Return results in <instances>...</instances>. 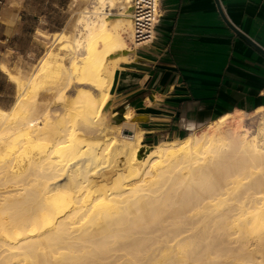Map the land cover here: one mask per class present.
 Segmentation results:
<instances>
[{
	"label": "bare ground",
	"instance_id": "6f19581e",
	"mask_svg": "<svg viewBox=\"0 0 264 264\" xmlns=\"http://www.w3.org/2000/svg\"><path fill=\"white\" fill-rule=\"evenodd\" d=\"M131 6L93 0L72 44L51 36L69 54L48 47L19 74L0 64L18 88L0 108V264H264V106L152 145L133 108L105 120L116 58L135 51ZM45 69L63 75L48 100ZM254 112L252 136L240 126Z\"/></svg>",
	"mask_w": 264,
	"mask_h": 264
},
{
	"label": "crops",
	"instance_id": "0c3cea01",
	"mask_svg": "<svg viewBox=\"0 0 264 264\" xmlns=\"http://www.w3.org/2000/svg\"><path fill=\"white\" fill-rule=\"evenodd\" d=\"M73 2L0 0V64L19 74L38 63L47 50L42 33L70 28ZM160 5L154 41L116 58L109 111L131 107L144 116L143 142L151 144L226 113L264 106V52L229 24L264 50V0H161ZM17 89L0 66V108L14 104Z\"/></svg>",
	"mask_w": 264,
	"mask_h": 264
},
{
	"label": "rangeland",
	"instance_id": "374dc122",
	"mask_svg": "<svg viewBox=\"0 0 264 264\" xmlns=\"http://www.w3.org/2000/svg\"><path fill=\"white\" fill-rule=\"evenodd\" d=\"M93 2V0H78L77 2H73L69 7H68V9H69V19H71V21H72V23H71V26H70V28H68V29H66L65 30V32H67L68 33V37H69V39H70V41H71V44L74 42V39H75V35H76V33L78 32L77 31V29H78V26H76V24H75V20H76V17L77 16H79L80 15V13L82 12V11H85L84 9H86V8H90V6L93 4L92 3ZM76 3V4H75ZM117 10L118 9H115L114 8V6H112L111 7V9H110V11H109V17H110V20H111V23H113V21L115 20V19H118L119 17H120V15L121 14H119L118 12H117ZM112 11H114V12H112ZM116 12V13H115ZM115 13V14H114ZM67 24H68V22H67ZM67 24L64 26L65 28L67 27ZM63 27V28H64ZM62 28V29H63ZM61 29V30H62ZM108 29L111 31L112 29H113V25H110V26H108ZM60 30V31H61ZM64 32V33H65ZM54 33H57V32H43L42 34H43V36H44V38H45V40H46V44H47V49H48V47H51L52 49H53V52H56V51H59V52H62V53H67V54H69L72 50H73V48H67V49H58V44L59 43H53L52 42V40H51V36L54 34ZM131 39H132V37H129L128 38V44H130V46L133 48V46H132V43H131ZM98 45L99 46H102V43L101 42H99L98 43ZM81 52L83 51V50H80ZM47 53V50H46V52H45V54ZM44 54V55H45ZM44 55L42 56V57H44ZM66 62H67V60H66ZM54 65V66H53ZM57 66V64H52V67H53V69H54V71H56V67ZM34 66H29V69L30 70H32V68H33ZM29 70V71H30ZM46 70V71H45ZM45 70H43L42 72H40V74H39V76H38V81H39V87H38V96H40L39 98L40 99H44V97H45V100H48V99H50L51 98V96H52V93H53V90H54V86H55V81H57V80H59L61 77H63V75L61 74V73H57V72H54V74L53 73H51V71H49V69H45ZM28 71V70H27ZM53 74V75H52ZM51 75V76H50ZM56 75H57V77H56ZM54 77V78H53ZM57 78V79H56ZM54 79V80H53ZM113 80H114V78H113ZM53 81V82H52ZM47 82V83H46ZM113 85V84H112ZM53 87V88H52ZM73 87H75V86H73ZM72 87V88H73ZM112 87V86H111ZM49 88H51V89H49ZM70 88V91H71V93L69 94V96H70V98L72 99L73 98V96H74V94L76 93L75 91H76V89L75 88ZM72 89V90H71ZM10 90H12V88L10 87ZM74 90V91H73ZM110 90H111V88H110ZM73 93V94H72ZM110 94H112L111 92H110ZM72 95V96H71ZM112 96V95H111ZM48 99H47V98ZM11 108V107H10ZM118 109V108H117ZM61 112V110L59 109V111H58V114ZM115 112V111H114ZM244 115H248V114H250V113H252L253 114V111H251V112H242ZM53 114H56L57 115V113L56 112H53ZM118 119H120L121 117H122V114L121 113H119L118 111H117V116H116ZM80 119V118H79ZM110 119V120H109ZM105 120L107 121V122H109V121H112V120H114V116H113V112H111V111H107L106 112V115H105ZM247 120H248V122H247ZM245 121V122H244ZM244 121H242V125L240 126V128H241V130H245V131H247V132H249V134L250 135H252V136H254L255 134L254 133H256V131H257V126H258V123H259V121H260V117H259V115L257 114V113H255L254 112V116L252 117V118H249V119H245ZM142 122H143V120H142ZM244 124V125H243ZM247 124V125H246ZM129 125V126H128ZM126 127H129L130 129H132L133 128V125H130V124H128ZM77 126V127H76ZM75 127L79 130L78 132L79 133H84V134H82V135H84V136H89L90 135V133L91 132H93L92 130H86L85 132L87 133V132H89V133H85L84 132V130L85 129H80V125H76ZM202 127H206V125L205 126H202ZM201 128V127H200ZM200 128H196V129H198V131H199V129ZM251 130V131H250ZM81 131V132H80ZM193 130L192 129H190V130H187V131H185V132H183L181 135L182 136H185V135H187V134H189V133H191ZM254 132V133H253ZM145 133V132H144ZM252 133V134H251ZM86 134V135H85ZM254 134V135H253ZM172 137H174L173 135H168V136H160V138L159 139H161V138H172ZM158 141V139H156L155 141H153V143H151V144H149V145H152V144H154V143H156ZM142 143H144L143 142V140H142ZM144 144H147V143H144ZM147 144V145H148Z\"/></svg>",
	"mask_w": 264,
	"mask_h": 264
},
{
	"label": "built area",
	"instance_id": "2783aa9c",
	"mask_svg": "<svg viewBox=\"0 0 264 264\" xmlns=\"http://www.w3.org/2000/svg\"><path fill=\"white\" fill-rule=\"evenodd\" d=\"M160 2L161 0H131L133 24L131 43L134 48L149 44L156 38L157 26L162 16Z\"/></svg>",
	"mask_w": 264,
	"mask_h": 264
},
{
	"label": "water",
	"instance_id": "95a60500",
	"mask_svg": "<svg viewBox=\"0 0 264 264\" xmlns=\"http://www.w3.org/2000/svg\"><path fill=\"white\" fill-rule=\"evenodd\" d=\"M230 26H232V28L240 35L244 36L249 42H251L253 45H255L257 48H259L261 51L264 52V50H262V48H260V46H258L257 44H254L247 36H245L241 31H239L237 28H235L231 23H229ZM117 79H118V74L115 73V76H114V81H113V85L111 87V90L110 92L113 94L115 92V86L117 84ZM111 100H109L105 106V109H110L111 107ZM115 111H118V112H124L125 111V107H120L118 109H116ZM146 152V149L145 148H141L138 153H137V156L140 158L142 157Z\"/></svg>",
	"mask_w": 264,
	"mask_h": 264
}]
</instances>
